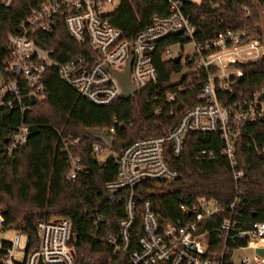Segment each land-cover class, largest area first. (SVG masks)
Returning a JSON list of instances; mask_svg holds the SVG:
<instances>
[{"label":"built area","instance_id":"obj_1","mask_svg":"<svg viewBox=\"0 0 264 264\" xmlns=\"http://www.w3.org/2000/svg\"><path fill=\"white\" fill-rule=\"evenodd\" d=\"M161 1L167 4L168 13L155 14L146 27L133 38H127L109 19L122 0H32L29 13L16 33L8 36L10 55L5 61V75L0 77V107L29 111L31 105L26 104L25 89L30 91V100L43 98V80L49 69L57 70L60 78L86 99L107 106L123 97L120 81L111 69L125 72L132 61L130 80L136 95L158 83L154 60L164 40L178 39L162 49V58L166 60L179 56L174 55L173 47L193 43L196 64L207 72L201 102L189 109L169 134L137 139L115 155L117 177L107 183L106 191L111 197L121 195L126 210L118 223V231L101 239L110 247V251L102 250V258L106 257L102 264H264V255L258 252L264 250V222L254 223L247 229L241 227L240 190L228 206L205 197L187 199L180 205L181 217L174 221H161L149 201L143 210H136L135 191L141 183L180 177V172L169 164L166 152L170 148L174 156H180L190 133L218 135L224 144L222 149L202 148L197 152L198 159L215 162L225 158L234 170L235 179L243 178V171L238 169L237 143L247 126L261 122L264 117V88L248 98L223 101L220 92L230 90L226 82L243 74L221 76L212 72L214 66L223 71L221 59L227 68L230 62L239 60L229 59L227 63L223 53L252 44L258 48L260 42L244 43L245 32L228 29L205 43H198L195 40L198 26L184 9L202 0ZM2 2L11 8L15 0ZM213 6L217 8L219 4ZM60 22L76 43L88 46L87 53L76 54L63 62L54 56V49L42 47L32 37L52 34ZM176 97V93H167L168 102ZM102 132L113 138L115 130L109 128ZM29 134L30 126L25 123L10 134L9 154L24 146ZM78 146L79 139L63 138L69 180L77 179L86 170L82 157L73 152ZM112 147L96 143L92 151L99 159L106 151L112 154ZM249 148L264 158V144L253 141ZM13 228L16 229L14 238L0 239V264H100L77 251L73 224L68 218L40 220L31 234L25 226L8 223L0 208V233ZM213 235L215 248L211 241ZM94 238L97 240V236Z\"/></svg>","mask_w":264,"mask_h":264},{"label":"trees","instance_id":"obj_2","mask_svg":"<svg viewBox=\"0 0 264 264\" xmlns=\"http://www.w3.org/2000/svg\"><path fill=\"white\" fill-rule=\"evenodd\" d=\"M31 4L32 0H15L11 8H6L0 0V77L5 75V61L10 55L8 36L16 33ZM214 4L219 7L215 8ZM184 11L198 26L195 35L198 43H205L228 29L245 32L244 43L264 40L261 26L264 0H202L200 4L186 5ZM167 13L168 6L161 0H122L109 19L127 38H133L155 14ZM54 29L50 35L32 37L42 47L54 49V56L63 62L88 52V46L76 43L62 22ZM177 40H164L155 54L158 83L134 96L121 97L107 106L97 105L64 82L57 70L49 69L43 80V98L32 104L30 91L25 89L26 104L31 105L29 111L0 107V208L8 223L25 226L34 234L40 220L68 218L73 224L77 251L96 263H104L106 257L102 258V250L110 251V247L101 239L118 231V223L126 210L121 195L111 197L106 191L107 183L117 177L115 155L137 139L169 134L185 113L201 102L207 72L197 66L196 55L187 58L185 64L190 71L182 81L171 82L173 74L181 72L185 64L182 60L176 63L174 59H163L162 49ZM254 45L229 50L222 57L225 62L255 60L261 49ZM220 62L225 65L222 59ZM234 66L240 68L243 75L226 82L230 90L220 92L221 100L233 102L248 98L264 88V55ZM215 71L217 68L212 69ZM235 73H238L236 68L223 66L220 75ZM168 92L177 94L174 101H167ZM22 123L30 126L27 143L9 154L8 137ZM109 128L115 130L112 154L106 160H99L92 149L94 144L103 143L87 134L90 130ZM63 138L79 139V146L73 152L82 157L86 170L75 180L67 178L69 163L62 151ZM253 141L264 144V122L247 126L237 143L238 169L244 176L236 180L227 159L208 162L197 157L202 148L222 149L224 144L218 135L188 134L180 156H174L170 148L166 152L169 164L180 172V177L141 183L135 191L136 210H143L145 202L149 201L161 221H174L181 217L180 205L187 199L205 197L228 206L240 190L241 227L247 229L254 223L264 222V158L249 148ZM137 226H140L138 220ZM211 241L215 248V235L211 236Z\"/></svg>","mask_w":264,"mask_h":264},{"label":"rangeland","instance_id":"obj_3","mask_svg":"<svg viewBox=\"0 0 264 264\" xmlns=\"http://www.w3.org/2000/svg\"><path fill=\"white\" fill-rule=\"evenodd\" d=\"M261 26H262V29L264 30V17H263V14H262ZM250 41L260 42L257 39L250 40ZM260 45H261L260 49H261V56H262V55H264V40L262 42H260ZM173 51H174V55H180V54L182 55V62L185 64L187 58L194 54L195 47H194L193 43H185L183 47H181L180 45L173 47ZM260 57H258V59ZM255 60H257V58ZM255 60H251V61H255ZM251 61L236 60L235 62L236 63H239V62L246 63V62H251ZM235 62L234 63H232V62L229 63V61H227V63H229L227 65L229 67L228 69H235L236 68L237 72H239V73L241 72L243 74V71L240 68H238L237 66H234V64H236ZM222 66H225V65H222ZM213 68H217V71L213 72L214 74L221 73V71L219 70V67L214 66ZM189 71H190V68H188V66H186V64H185V66L183 67V70L181 72L173 74L172 79H171L172 84H179L182 81V79L184 78V76ZM110 155H111V152L110 151H106L105 153H102L99 156V159L100 160H106L108 158V156H110ZM15 235H16V229H14V228L13 229H8L7 231H5L3 233H0V239L9 240V239L14 238Z\"/></svg>","mask_w":264,"mask_h":264},{"label":"water","instance_id":"obj_4","mask_svg":"<svg viewBox=\"0 0 264 264\" xmlns=\"http://www.w3.org/2000/svg\"><path fill=\"white\" fill-rule=\"evenodd\" d=\"M182 60V56H176L174 58V61L176 63H180ZM131 64L132 61H129L127 68L125 70V72H117L115 70L111 71L113 72V74L116 75V77L119 79L123 93L122 96L123 97H130L132 95H134L136 93V89L133 86V84L131 83L130 80V71H131ZM37 98L33 97L32 98V104H35L37 102ZM261 122H264V117L261 119ZM94 137L98 140H100L107 148H111L113 146L114 143V139L112 137H110L107 133L102 132V131H98V130H90L87 134V137ZM258 252L262 255H264V250L260 249L258 250Z\"/></svg>","mask_w":264,"mask_h":264},{"label":"bare ground","instance_id":"obj_5","mask_svg":"<svg viewBox=\"0 0 264 264\" xmlns=\"http://www.w3.org/2000/svg\"><path fill=\"white\" fill-rule=\"evenodd\" d=\"M235 49V48H234Z\"/></svg>","mask_w":264,"mask_h":264}]
</instances>
